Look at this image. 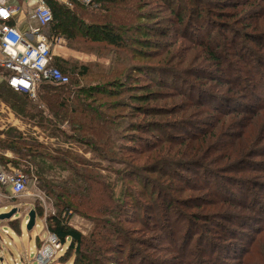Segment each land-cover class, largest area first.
I'll use <instances>...</instances> for the list:
<instances>
[{
    "label": "rangeland",
    "instance_id": "374dc122",
    "mask_svg": "<svg viewBox=\"0 0 264 264\" xmlns=\"http://www.w3.org/2000/svg\"><path fill=\"white\" fill-rule=\"evenodd\" d=\"M57 1L71 10L74 7L70 0ZM76 1L83 2V0ZM198 1L201 2L199 8L203 9V12L205 8V10L207 8L214 10L212 21L215 22L216 27H212L211 30L215 37H219L218 33L224 32L227 26L235 27L241 36L255 37L257 39V42H254L255 48L264 56L262 37L264 5H257L259 4L257 2L250 5L251 0L249 3V0H226L223 5L217 6L218 8H212L210 2L214 3L216 0ZM140 2L139 10L142 18L137 22L170 32L167 38L157 37L154 33L143 37L137 35L136 40L143 38L150 43L148 49L142 48L140 44H134L130 38L127 40L125 50L116 51L105 44H94L81 38L68 41L46 36L48 38L46 40L52 46L54 57L65 64L62 68L67 74L72 68L76 70L86 68V75L79 79L71 78V82L78 84V87L97 85L106 92L112 90L114 96L104 98L100 103H105L106 106H120L110 111L103 109L106 115L110 113L109 116H114L110 119L114 125L111 132L106 135L107 140L114 142L113 146H107L105 152L98 148L97 152L80 145V148L87 152L85 157L93 164L101 166L98 176L103 178L106 184L111 183L112 187L115 186L112 194L113 206L108 203L102 206L104 211L100 216L75 211L60 213L54 199L38 189L33 169H30V174L25 173L27 164L20 161L19 168L15 167L14 171L25 175L28 183L21 196L5 199L4 204L0 206V215L10 212L13 208L17 210L10 219L0 220V264H37L34 257L43 245L42 240L46 238V218L50 214L58 213L65 218L69 226L86 236V242L90 247H96L102 241L112 244L114 239L107 232L112 231L115 234L120 232L126 240V242L120 241L121 254L103 253L102 257L105 255L106 259L99 257L101 264L128 262L138 264V259L134 258L137 255H140L144 262L151 260L153 264H183L178 246L169 243L165 234V228L175 229L177 226L174 224L170 226L174 216L181 219L178 222L180 227H177L182 228V231L183 227L192 224L193 221L195 223L193 227L201 229V235L204 234V229L209 230L213 240L218 242L220 237L227 242L226 244H234V248L235 245L245 244L246 239L237 238V234L233 231L246 232L254 238L253 229L243 231L244 227L238 224L241 220L247 221L252 216L257 218V213L249 210L247 206L223 201L215 193L210 192V187L205 185L201 177L203 171L200 166L202 164V168L211 173L212 177L226 178L230 185L241 180L247 181L252 188H256L254 193L264 204V187L260 185L264 184V173L251 168L256 162L264 163V110L251 109L252 103L249 102L252 101L242 95L226 72L210 60L207 50L199 47L198 43L193 41L191 43L186 37V31L193 33L194 36V32L197 33L195 28L199 26V22L191 24V20L196 15V5H191L190 0H174L172 6L175 10L179 2L186 7L187 12L189 8L191 11L190 19L187 20L185 17L184 23L180 25L177 24V17H171L172 13L160 0H140ZM91 9L98 19L107 16L100 6H92ZM185 22L189 24L187 28ZM123 33L125 36H131L130 31ZM134 50L147 51L153 55L139 57L138 52ZM135 66L138 68L136 69ZM143 70L146 74L151 72L154 81H150ZM3 75L0 69V82ZM113 84L116 85L112 87ZM186 86L204 92L202 101L207 104L214 102L213 96H227L232 100L223 101L221 112L214 111L210 108L213 105H207L206 108L199 106L201 95L197 97L194 93L186 99ZM148 93L152 95L148 96L147 101H142L141 96ZM135 97L138 99L132 100ZM1 108L4 110L0 107V112L6 113ZM154 108H160L161 112L157 114L153 112L152 115L149 112H142V109ZM132 124H140L142 130L146 131H131ZM189 126L201 129L203 132H195ZM63 128L68 130L65 124ZM187 130L189 132H186ZM164 132L168 135H164ZM204 137L209 139L205 153L202 156L188 153L202 146ZM54 140L58 142L55 141L53 144V150L69 145L63 143L60 137ZM122 144L139 149L146 146L153 147L154 151L151 154H160L162 161L158 163L164 170L167 167L170 174L166 172L165 174L169 176H164L162 173L153 175L143 171L145 168L128 170L131 165L141 167V164L144 166L149 164L144 163L148 153L147 150L143 151L144 153L137 157L136 154L120 153L119 147ZM0 153L6 160H18L15 155L7 154V151ZM79 153L82 152L79 150ZM9 167L11 166H0V170H10ZM124 171L126 173L122 176ZM137 175H143L144 180L149 181L146 186L143 181L137 179ZM150 186H155L159 190L161 187L165 188V193L172 201L171 210H165L163 201H159L160 209L157 211L152 207L143 208L144 205L152 203L147 198ZM218 195L221 196L222 193L218 192ZM108 196L111 194L108 193ZM35 205L42 208L43 214L36 217L34 226L27 230L28 214ZM10 222L17 231L8 227ZM254 223L252 220L250 224L255 228ZM94 225H99L95 231ZM226 229L231 231L230 237H227ZM179 232L180 230H177L174 236L178 237ZM258 240L260 245H264V233L258 237ZM67 245L68 242L54 254L51 264L73 262L74 256L66 254ZM84 252L91 251L85 248ZM254 263L261 262L256 259Z\"/></svg>",
    "mask_w": 264,
    "mask_h": 264
},
{
    "label": "trees",
    "instance_id": "16d2710c",
    "mask_svg": "<svg viewBox=\"0 0 264 264\" xmlns=\"http://www.w3.org/2000/svg\"><path fill=\"white\" fill-rule=\"evenodd\" d=\"M70 1L74 5L72 10L57 0H45L52 14V21L40 29V33H44L45 38H63L68 41L81 38L94 44H105L108 48L116 51H123L126 49L129 38L132 39L134 44H140L142 48L148 49L150 43L143 38L136 40L135 37L137 35L143 37L154 33L157 37L167 38L170 33L166 29L153 28L137 22L138 19L142 18L139 10L141 9L140 0H91L89 4L76 0ZM160 1L172 13L171 17H177V24H183L185 17H187V20L190 19V8L187 12L186 7L178 2L175 10L172 6L174 0ZM190 1L192 2L191 5L197 6L195 8L196 15L191 20V24L199 22V26L195 28L197 31V33L194 32L195 36L193 33L186 31V37L191 43L192 41L198 43L199 47L207 50L210 60L226 72L242 95L252 101L249 102L252 103V106L250 105L251 109L264 110V56L262 53L257 52L255 48L254 42H257V39L253 36L251 38L249 35L241 36L237 28L230 26H227L229 28L226 27L224 32L218 33L219 37H215L213 30H211L212 27H216L215 22L212 21L214 10L211 8L205 10V8L203 12V9L200 10L199 8L200 1ZM224 2L226 0H216L214 3L210 2V4L212 8H218L217 6L223 5ZM251 2L252 4L250 5H254L256 2L259 3L257 5H264V0H251ZM92 6H100V9L107 16H103V19H98L91 9ZM185 23L187 28L189 24ZM124 31L126 33L130 31L131 36H125ZM262 37L264 38V35ZM135 51L138 52L139 57L153 55L143 50ZM52 65L68 77L67 84L57 86L49 83L41 84L37 102L32 104V101L25 94L13 91L3 80L0 82V100L23 122L33 127H39L45 134V138L57 139L60 137L63 143H68L69 145L65 148L59 147L53 150L52 146H45L31 135H26V137L24 134L11 128L8 132L2 133L3 138L0 139V151L10 152L18 160H6L3 158L2 153H0V166L10 165V170L2 169L9 172L15 170V167L19 168L20 161L26 162L27 167H25L24 172L30 174V169H33L38 189L54 199L55 206L57 210L61 211L60 213L75 211L100 216L104 211L103 207L106 203L113 206L112 194H114L115 186L112 187L113 184L111 183L106 184L105 180L98 176V171L102 169L101 166L93 164L92 161L87 159L85 157V153L87 152L80 147L85 146L97 152L98 148H101L105 152L107 146L114 145V142H110L106 137L114 125L110 121L114 116H109L110 113L106 115L103 111H110L120 106H106L105 103H100L104 98L114 96L112 90H107L109 92H106L102 87L97 85L78 87V84L76 85L71 82V78L79 79L86 75V68L83 67L80 70L72 68L69 74H67L62 68V65L65 64L57 57L53 58ZM135 67L136 69L138 68V66ZM143 73L149 77L150 81H154V76L151 72L146 74L143 70ZM115 85L113 84L112 87ZM194 93L197 94H195L197 97L201 95V97L199 96V106L206 108L208 107L207 105H213L210 108L214 111L221 112L223 101L232 100V98L227 96H213L214 102L207 104L202 101L204 92L186 86V99L193 96ZM149 95L152 94L148 93L141 96L142 101H147ZM133 99H138V97ZM95 104L97 106H94ZM211 109H208V111ZM142 112H149L152 115L153 112L157 114L161 110L160 108L142 109ZM64 124L67 125L68 130L63 128ZM139 125L132 124L131 131H146L142 130V127ZM158 127L160 128V126ZM189 127L192 128L191 126ZM194 130L195 132H203L201 129ZM186 132H189V130ZM164 135H168V133L164 132ZM55 141L58 142V140ZM208 141V137H204L203 145L195 151L188 153L202 156L209 145ZM119 148L120 153L126 155L136 154V157L141 156L144 153L143 151L147 150L146 153L148 155L145 157L144 163L149 164L145 166L141 164V167L131 165L128 170H141L145 168L143 171H147L153 175L162 173L166 176L165 172L170 174L167 167L164 166V170L161 164L158 163L162 161L160 154H151L154 151L153 147L146 146L139 149L122 144ZM79 150L82 153H79ZM252 157L254 156L252 155ZM256 163L252 164L251 168L264 173V163ZM200 168L203 171L201 175L203 182L207 187H210V192L215 193L223 201L247 206L249 210L257 213V218H253L252 216L249 219L251 221L241 220L240 224H238L244 227L243 231H246L245 229H253L252 233L255 236L253 238L247 235L246 232H243V234L233 231L234 234H237V238L246 239L245 244L241 243L243 246L235 245L236 248H234V244H226L227 242L220 237L218 242L213 240L210 234L211 231L209 230L206 231L204 229V234L201 235V229L193 227V225L195 226L193 221H191L192 224H187L183 227L182 231V228H178L180 227L178 226V222L181 219L178 216H174L170 226L174 224L178 227L175 226V229L171 227L169 229L165 228V234L169 243L178 246V250L182 256V263L255 264L256 259H259L261 262L259 264H264V245H260L258 240V237L264 233V204L257 199L254 193L256 188H252L247 181L243 180L231 183L230 185V182L225 180L226 178L224 177H212L211 173L202 168V164ZM126 171L122 172V176L125 175L123 173H126ZM137 179L143 181L144 186L149 182L144 180L143 175L138 176ZM152 184L154 183L152 182ZM260 185L264 187L263 183ZM217 191L222 193V195H218ZM165 192L166 190L163 187L159 190L155 186H150L147 198L152 203L144 205L143 208L152 207L154 211H157L160 209L159 201H163L166 206L165 210H171L170 202L172 201ZM108 193L111 196L107 197ZM34 211L36 217H40L43 214L40 206L35 205ZM60 213L47 216L46 229L49 233L55 235L61 246H64L68 242L66 254L74 256L71 264H101L100 258L103 253L121 254L120 241L126 242V240L120 232L118 234L112 231L107 232L114 239L113 243L109 242L112 244H106L102 241L98 244L95 242L97 244L96 247H90L86 242V236L69 226L65 218L60 216ZM252 220L255 222V228L250 224ZM259 225L263 226L260 227ZM8 227L13 231H17V228L11 222ZM98 227L99 225H94V231ZM177 230H180L178 237L177 235L174 236ZM227 230H225L227 237H230L231 231ZM85 248H88L91 252H84ZM104 257L105 255L102 258L106 259ZM134 258L138 259V264H153L148 259V262H144L140 255ZM127 264L130 263L128 262Z\"/></svg>",
    "mask_w": 264,
    "mask_h": 264
},
{
    "label": "built area",
    "instance_id": "2783aa9c",
    "mask_svg": "<svg viewBox=\"0 0 264 264\" xmlns=\"http://www.w3.org/2000/svg\"><path fill=\"white\" fill-rule=\"evenodd\" d=\"M16 1L14 4L10 0H0V69L4 72L3 80L10 89L23 93L30 101L36 102L41 84L49 83L54 86L67 84L68 77L52 65L55 56L52 46L40 33V29L52 21L51 11L45 0ZM90 2L91 0H83L85 4ZM21 13H25L36 25L29 27L28 34L22 33L16 25H11ZM29 36H34V41ZM3 105L0 107L4 108ZM9 110L6 106L2 111ZM1 114L4 113L0 112ZM28 126L31 136L38 142L45 146H53L54 139L45 138V134L37 127ZM23 134L27 135L26 132ZM0 137H3L1 133ZM27 183L28 179L22 173L0 170V206L4 204L5 199L21 196L26 190ZM42 241L43 245L38 249L34 260L37 264H51L61 244L55 235L48 231L45 240Z\"/></svg>",
    "mask_w": 264,
    "mask_h": 264
},
{
    "label": "crops",
    "instance_id": "0c3cea01",
    "mask_svg": "<svg viewBox=\"0 0 264 264\" xmlns=\"http://www.w3.org/2000/svg\"><path fill=\"white\" fill-rule=\"evenodd\" d=\"M11 3H17L16 0H10ZM11 25H16L19 30L22 33L28 34V29L29 27H35V23L30 21L28 16L25 13H21L19 14V16H17L12 22ZM30 39H32L34 41L35 37L34 36H29ZM3 81V78H2ZM1 104V103H0ZM3 105V103H2ZM4 106V105H3ZM4 108H6V106H4ZM9 116V120H8V116ZM0 132H8L9 129L13 128L15 129L17 132L20 133H27L28 135H31L30 133V124H26L25 122H23L20 118L16 117L15 114L9 110V112L6 111V113L1 114L0 115ZM8 121V122H7ZM7 122V124H6ZM10 152H7V154H9Z\"/></svg>",
    "mask_w": 264,
    "mask_h": 264
},
{
    "label": "water",
    "instance_id": "95a60500",
    "mask_svg": "<svg viewBox=\"0 0 264 264\" xmlns=\"http://www.w3.org/2000/svg\"><path fill=\"white\" fill-rule=\"evenodd\" d=\"M16 213H17V210L15 208H13L10 212L5 213V214H1L0 220L10 219ZM35 220H36V214H35L34 209H32V210H30V212L28 214V221H27V225H26L27 230H30L34 226Z\"/></svg>",
    "mask_w": 264,
    "mask_h": 264
}]
</instances>
